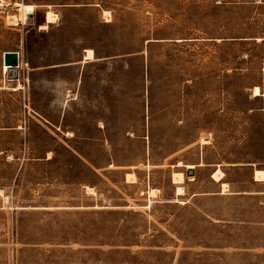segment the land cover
Listing matches in <instances>:
<instances>
[{"label":"rangeland","instance_id":"374dc122","mask_svg":"<svg viewBox=\"0 0 264 264\" xmlns=\"http://www.w3.org/2000/svg\"><path fill=\"white\" fill-rule=\"evenodd\" d=\"M257 169L264 0H0V264H264Z\"/></svg>","mask_w":264,"mask_h":264},{"label":"bare ground","instance_id":"6f19581e","mask_svg":"<svg viewBox=\"0 0 264 264\" xmlns=\"http://www.w3.org/2000/svg\"><path fill=\"white\" fill-rule=\"evenodd\" d=\"M17 8H18V11L20 12V16H12L11 20L15 23V24H18V21H21L22 23L26 22L28 16H29V10H30V6L25 4V3H18L17 5H15ZM104 14L105 16L108 18V20H110L111 18V12L110 11H104ZM57 14L53 11H48L47 14H46V20H47V23H53L56 21L57 19ZM12 22V23H13ZM41 29L45 30L47 29V24H44V25H41ZM6 52H9V53H12L13 51H6ZM5 52V53H6ZM85 58L87 60H93L95 58V53H94V50L93 49H85ZM19 56H18V60H19V63H20V53H18ZM12 66H8V65H5L3 64V69L6 73L10 72V68ZM17 67V66H16ZM19 67V65H18ZM15 75V73H10V77H13ZM13 79V78H12ZM21 86H19L18 88L16 89H20ZM254 94L255 96H258L261 94V91H260V87H255L254 88ZM70 134V133H69ZM204 143H209L208 141H204ZM203 165V163H201L199 166ZM178 166H183L182 163H179ZM185 167L187 169H194L195 166L193 164H188V165H185ZM134 174H128V176H133ZM224 172H222L220 169L214 173L213 177L217 180V181H222V179L224 178ZM255 177L256 179H263L264 180V171L263 170H257L256 173H255ZM173 178H174V182L173 183H182L184 181V174L182 172H175L173 174ZM229 185L228 183L226 182H223L222 183V188H223V191H227ZM88 190L91 191V192H94V189L91 188V187H88ZM157 190H154L153 192H156ZM158 192V191H157ZM176 194L177 195H184L185 194V191H184V187L182 186H178L176 188Z\"/></svg>","mask_w":264,"mask_h":264},{"label":"water","instance_id":"95a60500","mask_svg":"<svg viewBox=\"0 0 264 264\" xmlns=\"http://www.w3.org/2000/svg\"><path fill=\"white\" fill-rule=\"evenodd\" d=\"M19 52L13 51L12 53L6 52L4 53V64L12 67H16L19 65L18 54Z\"/></svg>","mask_w":264,"mask_h":264},{"label":"built area","instance_id":"2783aa9c","mask_svg":"<svg viewBox=\"0 0 264 264\" xmlns=\"http://www.w3.org/2000/svg\"><path fill=\"white\" fill-rule=\"evenodd\" d=\"M19 66H20V63H19ZM18 68H19L18 66L17 67H11L10 68V70H11L10 73H16Z\"/></svg>","mask_w":264,"mask_h":264},{"label":"crops","instance_id":"0c3cea01","mask_svg":"<svg viewBox=\"0 0 264 264\" xmlns=\"http://www.w3.org/2000/svg\"><path fill=\"white\" fill-rule=\"evenodd\" d=\"M200 164H201V163H200ZM200 164H199V165H200ZM201 166H203V165H201ZM257 170H258V169H257ZM257 170H255V173H256ZM263 171H264V170H263ZM213 175H214V174H213ZM213 178H214V177H213ZM214 179H215V178H214ZM215 180H216V179H215ZM255 180H257V181H264L263 179H260V180H259V179H256V177H255ZM216 181H217V180H216ZM218 182H220V181H218ZM222 183H223V182H222ZM222 183H221V184H222ZM226 183H227V182H226ZM228 185H229V183H228ZM228 188H229V187H228Z\"/></svg>","mask_w":264,"mask_h":264}]
</instances>
